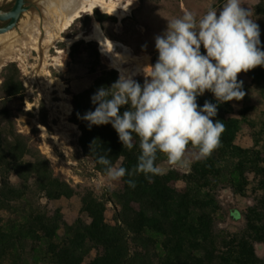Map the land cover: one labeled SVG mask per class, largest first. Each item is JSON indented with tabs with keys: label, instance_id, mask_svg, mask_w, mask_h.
<instances>
[{
	"label": "trees",
	"instance_id": "obj_1",
	"mask_svg": "<svg viewBox=\"0 0 264 264\" xmlns=\"http://www.w3.org/2000/svg\"><path fill=\"white\" fill-rule=\"evenodd\" d=\"M118 78L116 69L106 67L73 99V115L81 130L79 146L101 174H106L105 166L96 162L98 155H107L113 165L122 160V167L130 171L141 154L135 134L134 146L128 150L111 124L89 127L82 119L95 110L91 97L96 91L111 87ZM205 100L198 97V105L202 107ZM208 101L217 104L213 98ZM129 107L122 106L120 114ZM243 118L253 132L252 149L243 152L234 147L241 120L229 110L219 112L212 119L225 125L220 146L186 176L185 191L173 186L179 178L173 169L151 182L138 174L135 188L129 187L126 175L127 195L120 198L114 224L104 220L102 203L92 199L83 204V213L102 222L92 226L82 216L73 222L65 219L59 202L71 197L72 188L14 128L12 117L0 112V264H264V257L255 251L257 243L264 244V120ZM165 161L166 156L158 152L156 163ZM13 175L18 182H13ZM226 189L242 196L255 193L242 226L227 223L218 199ZM129 234L140 237V250L134 256L128 250Z\"/></svg>",
	"mask_w": 264,
	"mask_h": 264
},
{
	"label": "rangeland",
	"instance_id": "obj_2",
	"mask_svg": "<svg viewBox=\"0 0 264 264\" xmlns=\"http://www.w3.org/2000/svg\"><path fill=\"white\" fill-rule=\"evenodd\" d=\"M14 0H2L1 11L11 9ZM38 4L35 0H26ZM226 0H119L118 6L121 15L125 17L103 14L96 11L85 13L63 34V37L74 38L77 33L86 35L93 19L101 23L105 35L129 45L137 55L134 60L124 64V75L133 72V79L144 82V68L154 65L158 60V51L155 48V37L167 29L168 20L183 15L185 10L192 11L197 18L207 9L221 8ZM245 8L252 12L251 19L260 28L261 49L264 50V0H242ZM39 12L34 7H28L20 15L15 31L18 42L14 43L9 51H0V112L10 115L14 128L25 135L32 145L49 161L56 176L65 180L72 188V195L59 204L68 222H73L79 216L92 226L101 225V220L91 218L82 212L83 204L96 200L104 205V220L114 224L115 216L120 208V198L127 195L123 178L110 181L106 174L98 173L90 157H87L79 146L81 130L75 122L74 95L88 89L101 71L108 67L113 68L107 56L98 50V43L83 37L73 41L69 53L63 56L66 63L61 72H56L46 59V66H40L41 56L44 59L42 31L35 33L32 28L37 24L40 29ZM37 36V41L33 40ZM41 47V52L35 47ZM56 46L66 48V41L60 39ZM50 54H55V48L50 47ZM202 54L206 51L201 46ZM146 68L145 71H150ZM50 71V74H47ZM120 76V74H119ZM238 80L243 81V90L246 95L240 101H229L223 109L232 116L241 120L239 134L234 141V147L239 151H248L254 147L252 129L243 118L264 120V67L258 66L247 73L238 74ZM206 100L215 99L214 95L206 91L203 95ZM197 97V98H198ZM216 100V99H215ZM72 105V111L67 108ZM249 110V111H247ZM218 112V113H219ZM194 151L189 148L186 158L191 161L188 167L170 166L167 161L159 166L164 173L175 170L179 178L173 182L178 192L186 189V176L196 172ZM114 166H122L119 160ZM13 182H18L15 175ZM255 193L249 191L244 196L234 194L230 189L222 190L218 199L226 215L227 223L232 226L244 225V213L249 206L255 203ZM136 207V205H134ZM226 225V224H224ZM127 245L130 256L140 250V237L129 234ZM256 254L264 257V244L255 245Z\"/></svg>",
	"mask_w": 264,
	"mask_h": 264
},
{
	"label": "clouds",
	"instance_id": "obj_3",
	"mask_svg": "<svg viewBox=\"0 0 264 264\" xmlns=\"http://www.w3.org/2000/svg\"><path fill=\"white\" fill-rule=\"evenodd\" d=\"M251 16L242 0H226L219 9L210 6L199 18L185 10L168 20L164 33L155 37L158 60L146 67L150 71L144 68L143 85L121 74L111 87L96 91L91 102L97 106L82 119L89 127L111 124L128 150L134 146L135 134L141 150L130 171L114 166L107 155H98L96 162L105 166L110 181L127 175V184L135 188L138 174L151 182L164 173L156 163L158 152L170 166L188 167L189 145L197 160L208 158L220 146L225 125L212 119L217 116V104L242 100L246 93L238 74L264 67L260 28ZM206 91L217 104L205 100L200 107L197 97ZM125 105L130 107L121 115ZM94 144L95 140L90 153Z\"/></svg>",
	"mask_w": 264,
	"mask_h": 264
},
{
	"label": "bare ground",
	"instance_id": "obj_4",
	"mask_svg": "<svg viewBox=\"0 0 264 264\" xmlns=\"http://www.w3.org/2000/svg\"><path fill=\"white\" fill-rule=\"evenodd\" d=\"M2 0H0L1 2ZM38 2V9L41 12L40 29L37 24H33L32 28L35 33L42 31L44 35V59L41 56L40 66H46V59L49 57L48 64L56 71L61 72L66 66L63 56L69 53L73 41L83 37L90 41L98 43V50L101 54L108 57L113 68L118 73L124 74V64L128 60H134L137 55L132 51L131 47L119 40L108 38L103 32L101 23L93 19L91 29L86 35L77 33L74 38L63 37V34L79 19L83 14H92L97 10L103 14L125 17L119 11V0H35ZM38 11V10H37ZM15 31H9L0 34V51L6 52L11 49L14 43L18 42ZM37 36H33V40L37 41ZM66 41V48L61 49L56 46L58 40ZM50 47L55 48V54H50ZM41 52V47H35ZM50 74V71H47ZM133 78V72L126 74ZM68 113L72 111V105L67 108Z\"/></svg>",
	"mask_w": 264,
	"mask_h": 264
},
{
	"label": "water",
	"instance_id": "obj_5",
	"mask_svg": "<svg viewBox=\"0 0 264 264\" xmlns=\"http://www.w3.org/2000/svg\"><path fill=\"white\" fill-rule=\"evenodd\" d=\"M26 0H14L13 5L10 10L3 12L0 10V21H8V24L0 28V34H4L13 30L16 27L17 21L20 18V15L26 10L28 7H34L38 10L39 15L41 16V12L39 11L38 4L34 2H30L29 5H25Z\"/></svg>",
	"mask_w": 264,
	"mask_h": 264
},
{
	"label": "flooded vegetation",
	"instance_id": "obj_6",
	"mask_svg": "<svg viewBox=\"0 0 264 264\" xmlns=\"http://www.w3.org/2000/svg\"><path fill=\"white\" fill-rule=\"evenodd\" d=\"M2 9V7H0V10ZM8 24V21H0V28L5 27Z\"/></svg>",
	"mask_w": 264,
	"mask_h": 264
}]
</instances>
